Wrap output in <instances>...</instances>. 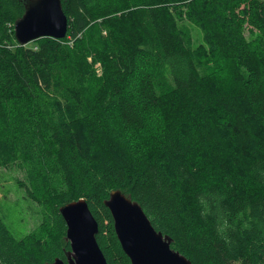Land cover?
<instances>
[{
    "label": "trees",
    "instance_id": "obj_1",
    "mask_svg": "<svg viewBox=\"0 0 264 264\" xmlns=\"http://www.w3.org/2000/svg\"><path fill=\"white\" fill-rule=\"evenodd\" d=\"M61 4L66 35L20 45L23 0H0V168L41 211L20 238L0 218V264L65 260L80 198L107 264H131L117 189L192 264H264V0Z\"/></svg>",
    "mask_w": 264,
    "mask_h": 264
},
{
    "label": "water",
    "instance_id": "obj_2",
    "mask_svg": "<svg viewBox=\"0 0 264 264\" xmlns=\"http://www.w3.org/2000/svg\"><path fill=\"white\" fill-rule=\"evenodd\" d=\"M23 14L15 20L14 37L20 45L41 37L63 38L67 17L61 0H23ZM104 205L110 211L114 231L122 251L131 264H192L171 248V237L157 231L141 205L120 190H112ZM66 225L65 239L70 249L65 260L55 258L46 264H107L95 235L98 222L85 199L73 200L59 207Z\"/></svg>",
    "mask_w": 264,
    "mask_h": 264
},
{
    "label": "rangeland",
    "instance_id": "obj_3",
    "mask_svg": "<svg viewBox=\"0 0 264 264\" xmlns=\"http://www.w3.org/2000/svg\"><path fill=\"white\" fill-rule=\"evenodd\" d=\"M193 37V44L202 42L198 27L186 22ZM18 180H24V173L17 168H0V218L16 238L23 237L41 222L38 204L28 197Z\"/></svg>",
    "mask_w": 264,
    "mask_h": 264
}]
</instances>
